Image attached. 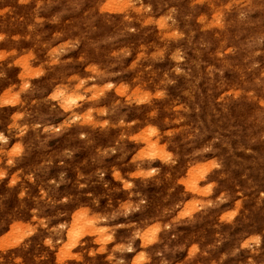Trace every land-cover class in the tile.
<instances>
[{"label":"rangeland","instance_id":"374dc122","mask_svg":"<svg viewBox=\"0 0 264 264\" xmlns=\"http://www.w3.org/2000/svg\"><path fill=\"white\" fill-rule=\"evenodd\" d=\"M0 264H264V0H0Z\"/></svg>","mask_w":264,"mask_h":264}]
</instances>
